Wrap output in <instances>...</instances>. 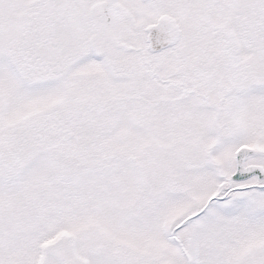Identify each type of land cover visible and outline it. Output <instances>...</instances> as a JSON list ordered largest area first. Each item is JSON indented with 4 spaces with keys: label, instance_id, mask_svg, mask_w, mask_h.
Wrapping results in <instances>:
<instances>
[{
    "label": "snow or ice",
    "instance_id": "snow-or-ice-1",
    "mask_svg": "<svg viewBox=\"0 0 264 264\" xmlns=\"http://www.w3.org/2000/svg\"><path fill=\"white\" fill-rule=\"evenodd\" d=\"M0 264H264V0H0Z\"/></svg>",
    "mask_w": 264,
    "mask_h": 264
}]
</instances>
